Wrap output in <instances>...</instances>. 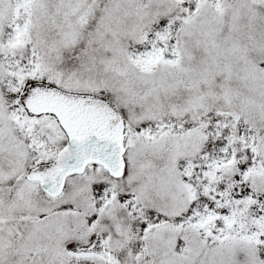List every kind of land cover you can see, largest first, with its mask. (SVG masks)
<instances>
[{"label":"rangeland","instance_id":"1","mask_svg":"<svg viewBox=\"0 0 264 264\" xmlns=\"http://www.w3.org/2000/svg\"><path fill=\"white\" fill-rule=\"evenodd\" d=\"M35 82L119 112V178L90 165L55 198L28 178L69 141L20 103ZM197 168L202 186L231 175L261 204L190 197L181 173ZM257 205L264 0H0V264H264Z\"/></svg>","mask_w":264,"mask_h":264},{"label":"water","instance_id":"2","mask_svg":"<svg viewBox=\"0 0 264 264\" xmlns=\"http://www.w3.org/2000/svg\"><path fill=\"white\" fill-rule=\"evenodd\" d=\"M25 101L35 112H55L69 136L53 164L37 167L28 174L29 179L40 181L47 195L61 194L68 178L82 173L90 162L102 163L112 175L125 169L123 119L107 102L44 83L29 85ZM232 114L239 119V113ZM194 194L191 187L190 196Z\"/></svg>","mask_w":264,"mask_h":264},{"label":"flooded vegetation","instance_id":"3","mask_svg":"<svg viewBox=\"0 0 264 264\" xmlns=\"http://www.w3.org/2000/svg\"><path fill=\"white\" fill-rule=\"evenodd\" d=\"M187 19H189L188 17H186ZM92 97V96H91ZM96 98V97H93ZM220 110H217V113H219ZM229 114V112L227 113ZM98 165L100 168H102L106 174L110 177V178H119V176H113L109 173V171L101 164L98 163H91L87 166V168L90 165ZM230 166H233L235 170H241L242 169V165L240 164V162L237 163H227ZM238 167V168H236ZM87 170V169H86ZM235 175V174H234ZM202 176H204L203 174V170L202 168H197L194 169L192 171L190 170H185V172L183 171L181 173V181L183 182V184L188 188L189 190V194H190V190L191 187L195 190L196 196L199 197H208L210 199V201H212L213 203H224L230 200H233L235 198H239L242 201H245L244 196H247V192H250V201L249 202H242V204L240 203L239 205V211H245V212H253V206L255 204H261V200L260 203L259 201L253 200L254 198L256 199V195L251 193V189L249 187V184L246 183H241V182H237L236 179L234 178V176L229 177V180L227 178L224 179V182L222 183H213V181L209 180L206 178L209 186H202V183H200V178H203ZM231 178V179H230ZM112 186L109 183V181H106L105 183V188L106 189H110ZM243 188V189H242ZM226 195V197H225ZM195 196V197H196ZM223 198V200H222ZM255 210L259 211L261 213H264V206L261 205H257L255 206ZM254 210V211H255ZM181 214H184V212H181ZM206 217H212L210 216V213H208L206 215Z\"/></svg>","mask_w":264,"mask_h":264},{"label":"trees","instance_id":"4","mask_svg":"<svg viewBox=\"0 0 264 264\" xmlns=\"http://www.w3.org/2000/svg\"><path fill=\"white\" fill-rule=\"evenodd\" d=\"M26 53H27V52H26ZM30 57H31V56H30ZM8 59L12 60L13 62H15L14 60H18V59H15V57H13L11 54H10V58H8ZM26 60H27V58H26ZM51 84H52V85H55V82H52ZM57 86H58V85H57ZM20 103H22L23 106L26 107L27 111L31 112V111H30V108L25 104L23 97H22V100H21Z\"/></svg>","mask_w":264,"mask_h":264}]
</instances>
